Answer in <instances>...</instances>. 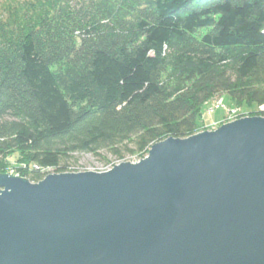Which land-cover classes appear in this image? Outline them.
I'll return each mask as SVG.
<instances>
[{"label": "trees", "instance_id": "obj_1", "mask_svg": "<svg viewBox=\"0 0 264 264\" xmlns=\"http://www.w3.org/2000/svg\"><path fill=\"white\" fill-rule=\"evenodd\" d=\"M221 94L264 104V0H0V172L144 157Z\"/></svg>", "mask_w": 264, "mask_h": 264}, {"label": "water", "instance_id": "obj_2", "mask_svg": "<svg viewBox=\"0 0 264 264\" xmlns=\"http://www.w3.org/2000/svg\"><path fill=\"white\" fill-rule=\"evenodd\" d=\"M0 264H264V117L102 171L0 172Z\"/></svg>", "mask_w": 264, "mask_h": 264}, {"label": "rangeland", "instance_id": "obj_3", "mask_svg": "<svg viewBox=\"0 0 264 264\" xmlns=\"http://www.w3.org/2000/svg\"><path fill=\"white\" fill-rule=\"evenodd\" d=\"M212 100L214 101V103H212ZM216 102H219L220 104H224V105L230 103L229 98L226 94L216 95L212 97L210 100L205 101L201 109L200 123L206 126H204L205 129H200V131L198 132H201L204 130H214L218 128L219 118H220V121H222L224 118L226 119L227 117H229V116L227 117L225 116L226 113L224 112L222 108L216 111L215 109H213L212 104H215ZM259 106L257 109L258 113L255 115L249 114L248 111L246 110V109L254 108V105H252L251 107L249 106L247 107L246 106H237V107L230 106V109L235 110L234 115H235V118L237 119L239 117H247V116L264 117V107H259ZM224 109L226 110L227 107ZM240 112H242L241 116H239ZM234 120L230 119V121H227L226 123L232 122ZM144 154L145 153H143V155ZM146 155L144 157H146ZM144 157H140V155H137V154H127V153H124L121 157H116L112 155L111 153L104 151V150L100 151V156H94L89 153H76L69 160L62 162L61 166L65 165L66 167L63 170H58V171H82V170H89V169L102 171V170L111 168L114 164H119L121 161H129V162L135 163L139 161L140 159H143ZM10 161L11 163L8 164L6 172L16 174L22 178L28 179L27 177L22 176V171H26L25 163L22 161H17L14 158L10 159ZM32 169L40 170L39 172L41 173V175L43 174V177L48 172H57L56 168L53 166H47V167L41 168L40 166H38V164H32ZM43 177L41 179H43Z\"/></svg>", "mask_w": 264, "mask_h": 264}, {"label": "built area", "instance_id": "obj_4", "mask_svg": "<svg viewBox=\"0 0 264 264\" xmlns=\"http://www.w3.org/2000/svg\"><path fill=\"white\" fill-rule=\"evenodd\" d=\"M216 103L212 105L213 109H215V108H222L224 110V112L226 113L225 116L226 117L229 116L226 119L224 118L222 120V123H226L227 121H230V119H232V120L237 119V118H235V115H234L235 110L228 109V108L225 110L224 108H226V107L223 104H220L219 102H216ZM259 107H264V105H260Z\"/></svg>", "mask_w": 264, "mask_h": 264}, {"label": "bare ground", "instance_id": "obj_5", "mask_svg": "<svg viewBox=\"0 0 264 264\" xmlns=\"http://www.w3.org/2000/svg\"><path fill=\"white\" fill-rule=\"evenodd\" d=\"M212 103H214L213 100H212ZM212 105H213V104H212ZM223 105H224V104H223ZM224 106L227 107L228 109H230L229 106H228L227 104H225ZM219 109H220V108H215V111H216V110H219ZM239 118H241V117H239ZM223 124H224V123H223ZM219 126H220V125H219Z\"/></svg>", "mask_w": 264, "mask_h": 264}]
</instances>
